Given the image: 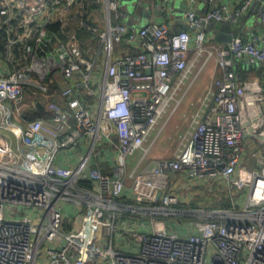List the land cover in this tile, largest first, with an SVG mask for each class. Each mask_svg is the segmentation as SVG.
Segmentation results:
<instances>
[{
    "label": "built area",
    "instance_id": "obj_1",
    "mask_svg": "<svg viewBox=\"0 0 264 264\" xmlns=\"http://www.w3.org/2000/svg\"><path fill=\"white\" fill-rule=\"evenodd\" d=\"M189 1L186 26L172 30L166 21L128 24L122 0H0L8 34L24 29L4 44L17 68L0 75V264H264V79L240 73L264 65V36L225 47L209 31L211 20L238 21L255 0L205 12L196 2L213 0ZM258 13L264 20V5ZM209 68L174 156L149 157ZM56 73L66 85L49 91L44 81ZM29 87L48 118L24 116ZM71 149L77 161H61ZM245 156L257 167L237 175ZM182 171L224 181L246 201L182 207L169 186ZM128 191L133 202L115 199Z\"/></svg>",
    "mask_w": 264,
    "mask_h": 264
},
{
    "label": "crops",
    "instance_id": "obj_2",
    "mask_svg": "<svg viewBox=\"0 0 264 264\" xmlns=\"http://www.w3.org/2000/svg\"><path fill=\"white\" fill-rule=\"evenodd\" d=\"M238 2L239 0H213L212 2L209 3L197 1L195 4V8L200 12H205L208 8H211V6L213 7L216 5H221L226 3L235 4ZM263 5H264V0H255L250 6V8L239 19L241 20L242 18H245L248 21L246 23L241 22L239 24L238 29H233L232 26L231 29L228 31L219 27L214 32L212 31L213 29L211 30V27L209 26L210 28L209 31L211 33V34L209 33L210 36H212V38H215V35L217 34L219 38H222L221 35L223 34L226 37L232 29L237 36H242L245 38H247L248 35L251 36L252 33H257L259 36H264V20L261 19L258 13V9L260 7H263ZM189 6H190L189 0H127L123 5H121V9H124L126 11L127 17L125 21L128 24L133 25L134 27H139L153 21H166L169 23L170 28L172 30H178L181 27L186 26L185 13L188 10ZM94 7L98 9L97 11L99 14L102 13L100 4L94 5ZM238 21L235 22L231 21V22L237 23ZM96 23L98 24V21ZM0 31L2 32V34H4V36L6 35L7 39L12 36H15L17 33L18 34L24 33V29L22 28L21 31L14 29L12 32H9L8 34V32L5 29V24L3 23L1 17H0ZM78 35L80 37H88L90 36V33L87 30L79 29ZM4 44L3 47L0 46V48H3V51H0V75L6 76L10 73L9 71H12L13 69L17 68V66L15 65L16 64L15 61L14 60L11 61V57L7 56L4 53ZM249 69H250L249 71H252L253 68H249ZM211 71H212L211 68H209L208 71L203 75V77L198 81V84L192 90L194 92L198 88L199 89L198 93L192 95V97L189 96L187 98L184 104L179 108L177 113L172 117V119L168 122L165 129L159 135L155 144L152 147V151H151L152 154L150 155L151 158L174 156L178 146L179 136L186 129L190 119V115L194 110L196 103L202 97L206 87L211 81L212 78ZM220 74L221 73L219 70V75ZM44 82L47 85L48 90L54 92L55 91L58 92V89H61L66 85V82L64 81L62 76H60L57 73L54 74L52 77H48ZM24 98L27 103L28 109H31L33 111L44 110V103L42 99H40L41 96L37 94V92H34L31 87L26 89ZM52 98H55L63 103V98L59 96V93H55L54 95H52ZM249 147L256 148L257 146L254 142L250 141ZM63 155L64 156L72 155V157L70 158L71 161L68 158L66 159L63 157H61L60 159L61 161L75 162L77 161L80 155V151L78 150L73 152L71 149L65 151ZM115 156L116 155L114 151L113 153L112 152L105 153L106 160L102 162V167L105 169H109L110 165L114 164L115 162ZM244 159L245 160L243 164L240 166L239 170L237 171V175L238 174L245 175L246 172L244 171L245 167L254 166L253 159L251 158L246 159V156ZM137 160L138 158L134 156L128 157V166L129 167L134 166ZM186 178L187 176L183 171L178 173H171L169 175L170 190L174 195L178 197L179 204L185 203L189 197L187 196L183 197V194H180L178 190H176L177 187L175 188V186L179 185L180 182L181 184L184 183ZM196 180L198 181L199 179ZM127 184L128 185L131 184V181L129 179H127ZM127 197L128 199L132 200V193L128 191ZM124 218H128V217H124Z\"/></svg>",
    "mask_w": 264,
    "mask_h": 264
},
{
    "label": "rangeland",
    "instance_id": "obj_3",
    "mask_svg": "<svg viewBox=\"0 0 264 264\" xmlns=\"http://www.w3.org/2000/svg\"><path fill=\"white\" fill-rule=\"evenodd\" d=\"M126 1L127 0H122V5ZM232 24L233 23L230 21H226L224 23L222 21H218L216 24V28L214 30H216L217 28L220 27L224 30L229 31L231 29V27L233 26ZM210 27L213 29L212 23L210 24ZM221 36L223 38H225V36L223 34ZM207 71H208V69H206L202 73L200 78L194 84L192 90L196 87V85L198 84V81L203 77V75ZM191 91L188 94V96L184 99L182 105L184 104V102L187 100V98L189 96L192 97V95L197 94L199 89L197 88V90H195L194 92L192 91L193 94ZM138 153H139V155H138ZM135 154L133 156L136 158H138L140 156V152H136ZM151 154L152 153L150 152V155ZM150 155H149V157H150ZM253 161H254V166L257 167L254 159H253ZM176 187H177L176 190H178V192L180 194H183V197H185V196L189 197L185 203L188 204L189 202H192L193 204H195L194 207H190V208H201V209L208 210L211 208H215L213 205H219V204L225 205L228 203L231 204L233 202H235L239 205H243L246 201V194L244 191L231 190L228 188L229 186H227V184L221 180L214 181V180L207 179V180H198L197 181L195 179L186 178L184 183L181 184V182H180L179 185L175 186V188ZM127 217H131V216H127ZM138 218H140V217L137 216V219Z\"/></svg>",
    "mask_w": 264,
    "mask_h": 264
},
{
    "label": "trees",
    "instance_id": "obj_4",
    "mask_svg": "<svg viewBox=\"0 0 264 264\" xmlns=\"http://www.w3.org/2000/svg\"><path fill=\"white\" fill-rule=\"evenodd\" d=\"M48 26L51 27V28H54L56 30L59 29V23H57V22H50V23H48ZM0 36H1V38H0V46L3 47V44L7 40V37H6V35L4 36V34H2L1 31H0ZM0 49H1L0 51H3V48H0ZM251 72L247 71V70H240V73H241V75L244 78L256 75L259 78L264 79V65H260L258 67H254ZM23 113H24V116L27 117V118H35V117L48 118L49 115H50L49 111H47V110L33 111L31 109H25ZM82 183L85 184L84 181H82ZM115 199L117 201H119V202H125V201L126 202H133V200L128 199L125 196H120V197H117ZM234 204H236V203L233 202L231 204L228 203V204H225V205L219 204V205H213V206L216 207V208H227V207L233 206ZM179 205L182 206V207H194L195 206V204H193L192 202H189L188 204L187 203H180ZM121 213H122L121 215L124 216V217L131 216L130 215V211L124 210ZM156 218L164 219L163 216H161V215H158Z\"/></svg>",
    "mask_w": 264,
    "mask_h": 264
},
{
    "label": "water",
    "instance_id": "obj_5",
    "mask_svg": "<svg viewBox=\"0 0 264 264\" xmlns=\"http://www.w3.org/2000/svg\"><path fill=\"white\" fill-rule=\"evenodd\" d=\"M244 19V20H243ZM248 20L247 19H245V18H242L241 20H239L237 23H233L232 25H233V29H238V27H239V24L241 23V22H244V23H246ZM217 22L218 21H213V20H211V22H210V24L212 23L213 24V30H212V28H211V30L212 31H214L215 32V28H216V24H217ZM210 24H209V26H210ZM182 28V27H181ZM180 28V29H181ZM210 29V28H209ZM233 29L228 33V35L225 37V38H219V36L216 34L215 35V40H217V41H220V42H223L224 44H225V47H227L228 45H227V43L229 42V41H231L232 40V38L233 37H235V36H237L234 32H233ZM244 40H246V38H244ZM256 65L255 64H249L248 65V67L249 68H252V67H255Z\"/></svg>",
    "mask_w": 264,
    "mask_h": 264
},
{
    "label": "bare ground",
    "instance_id": "obj_6",
    "mask_svg": "<svg viewBox=\"0 0 264 264\" xmlns=\"http://www.w3.org/2000/svg\"><path fill=\"white\" fill-rule=\"evenodd\" d=\"M261 185H262V182L260 181L259 185H258L259 186L258 188H260ZM257 193H258V190H256L255 194H257Z\"/></svg>",
    "mask_w": 264,
    "mask_h": 264
}]
</instances>
